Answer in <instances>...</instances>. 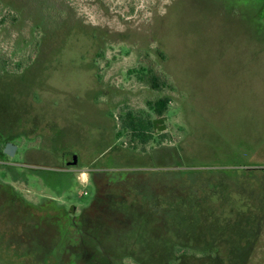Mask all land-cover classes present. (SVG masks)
<instances>
[{
	"label": "rangeland",
	"instance_id": "374dc122",
	"mask_svg": "<svg viewBox=\"0 0 264 264\" xmlns=\"http://www.w3.org/2000/svg\"><path fill=\"white\" fill-rule=\"evenodd\" d=\"M0 264H264V0H0Z\"/></svg>",
	"mask_w": 264,
	"mask_h": 264
},
{
	"label": "trees",
	"instance_id": "16d2710c",
	"mask_svg": "<svg viewBox=\"0 0 264 264\" xmlns=\"http://www.w3.org/2000/svg\"><path fill=\"white\" fill-rule=\"evenodd\" d=\"M139 78L146 81L154 91L174 90L166 75L159 72L152 64L147 68H142ZM170 103V98L165 96L148 102L147 108L157 117L163 118L169 110ZM120 129L118 133L119 138L126 134L133 141L139 142L142 145H147L154 139L153 130L155 128L150 114L144 115L143 113L137 114L134 111H128L120 120Z\"/></svg>",
	"mask_w": 264,
	"mask_h": 264
},
{
	"label": "water",
	"instance_id": "95a60500",
	"mask_svg": "<svg viewBox=\"0 0 264 264\" xmlns=\"http://www.w3.org/2000/svg\"><path fill=\"white\" fill-rule=\"evenodd\" d=\"M158 125H160V127H159V131L160 132L166 131L165 118H158V119L153 121L154 128H157ZM15 151H16V147L13 144H10V143L7 144L5 149H4L5 154L8 155V156H14ZM72 160L73 161H72V163L70 165L76 166L77 162H78L77 157L73 156Z\"/></svg>",
	"mask_w": 264,
	"mask_h": 264
}]
</instances>
